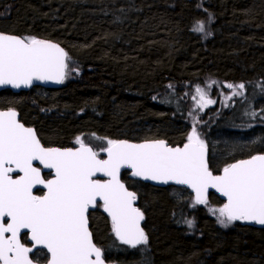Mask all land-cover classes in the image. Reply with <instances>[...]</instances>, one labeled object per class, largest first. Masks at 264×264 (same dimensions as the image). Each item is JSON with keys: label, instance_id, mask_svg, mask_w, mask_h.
Wrapping results in <instances>:
<instances>
[{"label": "trees", "instance_id": "1", "mask_svg": "<svg viewBox=\"0 0 264 264\" xmlns=\"http://www.w3.org/2000/svg\"><path fill=\"white\" fill-rule=\"evenodd\" d=\"M198 20L208 32L192 30ZM0 32L58 43L76 72L57 90L0 92V110L16 108L46 146L83 134L180 144L189 124L179 88L215 81L245 89L206 121L210 167L264 154V0H0ZM123 179L142 189L150 245H120L97 213L91 229L113 263L264 264V226L221 225L208 209L222 204L216 197L200 205L179 189Z\"/></svg>", "mask_w": 264, "mask_h": 264}, {"label": "snow or ice", "instance_id": "2", "mask_svg": "<svg viewBox=\"0 0 264 264\" xmlns=\"http://www.w3.org/2000/svg\"><path fill=\"white\" fill-rule=\"evenodd\" d=\"M192 30L205 33V21H196ZM69 59L58 43L0 32V85L63 83ZM224 87L235 96L243 94L245 84ZM195 92L193 99L199 97L196 106L201 110L215 103L200 86ZM76 144V149L45 147L33 128L19 122L15 110L0 111V264H40L37 253L42 249L48 254L46 264H105L89 230V209L98 207V201L111 217L120 243L131 248L147 245L148 236L141 227L144 213L135 207L136 192L121 181V169H130L131 176L144 180L186 185L195 193V204H208V190L215 189L227 200L212 209L223 226L234 221L264 225V154L228 164L214 175L207 145L195 125L182 147L165 140L137 144L108 139L101 149L107 159H100V153L79 136ZM36 161L54 170V177L45 179L41 168L34 166ZM13 173L20 175L13 178ZM98 173L108 179H94ZM38 185L46 193L34 195ZM187 224L193 226L191 220ZM24 230L31 246L21 240Z\"/></svg>", "mask_w": 264, "mask_h": 264}, {"label": "rangeland", "instance_id": "3", "mask_svg": "<svg viewBox=\"0 0 264 264\" xmlns=\"http://www.w3.org/2000/svg\"><path fill=\"white\" fill-rule=\"evenodd\" d=\"M206 27H208V25L205 22V29H206ZM206 31L208 32L207 29H206ZM75 74H76V72L73 69L68 68L67 69V76L63 82V85L67 81L71 80ZM209 84L210 83L207 82V83H204L203 85H198L205 90V92L208 94V97L210 99L215 101L214 104L209 105L208 107L204 108L203 110H201L200 108H198L196 106L197 100L199 99V97H197L196 100L193 99V96H196V92H195L196 88H190L188 86H185L183 88H179L180 95L185 100L186 106H187V122L189 124V131L187 133V136L191 132L192 127L195 125V127L197 128V131L200 133L201 139H203L204 141H205V139H204L205 133L210 130V125L206 121H208L211 118V116L212 117L216 116V114L218 113V110L221 109L220 106H222L223 104H226L229 101V99H226V97H232V90L224 87V85H226V84L218 86L216 83H214V84H212L211 88L208 87ZM212 108H214V112L209 113V110H211ZM204 114H205V117L203 118ZM187 136H186V140H187ZM79 137H81L87 145H91L92 147L100 150L99 152H102L101 149L103 147L107 146L106 140L99 141V140H96L94 138H91L90 136H88L86 134L80 135ZM75 142H76V140H75ZM186 195L187 194H183L182 197H187ZM210 204H211V202L207 205H210ZM222 206L223 205H221V204L218 206H213V208H210L207 206L209 211H210L211 216L217 222H218V215L219 214H218V212L214 214L212 209H218ZM186 208H187V210H194L196 208V206L192 202H187ZM110 237L113 238L112 235ZM141 247L144 248V247H146V245L141 246Z\"/></svg>", "mask_w": 264, "mask_h": 264}, {"label": "flooded vegetation", "instance_id": "4", "mask_svg": "<svg viewBox=\"0 0 264 264\" xmlns=\"http://www.w3.org/2000/svg\"><path fill=\"white\" fill-rule=\"evenodd\" d=\"M62 86H63V84H62ZM62 86H61L60 88H62ZM35 88H39V87H35ZM60 88H58V89H60ZM40 89H43V88H40ZM32 90H33V89H32ZM44 90H47V89H44ZM56 90H57V89H56ZM47 91H48V90H47ZM3 92H4V91H3ZM10 92H11V91H10ZM28 92H29V91H28ZM23 93H24V92H23ZM13 94H14V93H13ZM18 94H20V93H18ZM8 109H15V110H16V108H13V107H10V108L4 109V110H8ZM16 111H17V110H16ZM210 111H211V110H209V112H210ZM17 112H18V111H17ZM186 112H187V108H186ZM213 112H214V111H213ZM18 113H19V112H18ZM204 116H205V115H204ZM19 122H21L22 124H24L25 127H31V128H33V129H35V128L32 127V126L23 123V122L21 121V119H20V115H19ZM185 125H186V124H185ZM186 126H187V125H186ZM35 131H36V129H35ZM36 133H37V131H36ZM215 133H216V132H214L213 135H215ZM206 134H207V132L205 133V138H204L205 140H206ZM83 135H84V134H83ZM78 136H80V135H78ZM78 136H75V137L71 140L69 146H66V147H56V148H61V149H67V148L76 149V148H78L79 145L76 144V142H75V140H76L75 138H77ZM37 137L40 139L38 133H37ZM74 139H75V140H74ZM96 140L101 141L100 139H96ZM120 140H121V139H120ZM151 140H159V139L141 140V141H137V142L151 141ZM40 141H41V139H40ZM166 142H167L168 145H170V146H183V145L187 142V140H186V138H184V140L181 141V143H180V144H177V145H175V144H170V142H168V141H166ZM41 143H42V141H41ZM42 144H43V143H42ZM88 144H89V143H88ZM205 144H206V141H205ZM43 145H44V144H43ZM44 146H45V147H55V146H46V145H44ZM88 146L92 147L91 145H88ZM92 148H93L94 151H97V152L100 151V150H98V149H96V148H94V147H92ZM99 153H100L99 158H100V159H103V158H104V157H103V153H104V152L102 151V152H99ZM256 155H258V154H256ZM251 156H252V155H251ZM251 156H247V157H245V158H241V159L234 160V161H233V160H232V161H227L228 163H227V162H224V163H227V164L225 165V166H227L228 164H231V163L237 162V161H239V160L248 159V158H250ZM207 157H208L209 167H210L209 149H208V148H207ZM34 166H37V167H40V168H41L42 176H43L45 179H50V178L52 177V172H51V170L44 169L43 166L40 165L38 161L34 162ZM225 166H223V167H225ZM219 167H220L219 170H213V169L210 167V169L213 171V174H214V175H219V174L222 173V169H223V167H221V166H219ZM44 170H46V171H44ZM18 175H20V174L13 175V178H16ZM124 176H125V178L130 179L131 181H134V182H138V183H141V184H144V185H148V186H150V187H155V186H152V185H150V184L144 183V182L139 181V180H136V179H132V178L129 177V173H124V174L122 175V181H123V183L126 185V187L128 188V190H129V191L136 192V194H137V200H136L135 207H138V208L144 213V221H143V224H142V228L144 229L145 233L147 234V236H148V240H149V234H148L147 230L145 229L147 216H146V213H145L144 209L141 208V205H139V194H138V192L141 191L142 189H141V188H137V190H134L133 188L129 187V186L127 185L126 181L123 179ZM126 176H127V177H126ZM156 188H159V189H161V188H162V189H163V188H164V189H165V188H176V189H179V190H180V193H182V194H187V195H186L187 197L192 198V199L195 201V198H194V197L189 193V191H188L187 189H185V188H182V187H176V186L156 187ZM137 191H138V192H137ZM44 193H46V190H44V189H36V190L34 191V195H43ZM212 196H213V195L208 196V204L211 202V197H212ZM214 197H215V196H214ZM216 198H217V197H216ZM217 199H218V198H217ZM218 200H219V199H218ZM220 201L222 202L221 205H223V204L225 203V202L222 201V200H220ZM200 205H202V204H200ZM206 205H207V204H206ZM102 208H103L102 204L98 202V207L89 210V230L92 232L93 242L96 244L97 247H100V248H101V250H102V252H103V254H104L103 258H104L105 262H108V263H110V264H115V263H113L112 260L107 259V252H106V248H105V246H103V245H101V244H99V243H97V242L95 241V237H94V235H93V231H92V229H91V222H92L91 220H92V218H93V215H95V214H97V213L103 214V215L107 218V220H108V222H109V225H110V226L108 225V234H109L110 236L112 235L113 238H115L116 241H118L120 245L125 246V247H128V248H131V247L128 246V245H124V244L120 243V241L116 238L115 234H114L113 231H112L111 222H110L108 216L103 212ZM6 220H7V219H6ZM238 222H239V221H238ZM241 222L245 223L244 221H241ZM245 224H246V223H245ZM247 225H248V224H247ZM25 232H27V230L23 231V233L21 234V240H22V242H24V243L26 244V246H31V242H30V240L28 239V236H26V235L24 234ZM28 235L30 236V233H29ZM148 245H149V242H148V244L146 245V248H147ZM141 246H144V245H140V246H138L137 248H132V249H134V250H138ZM37 255L41 257L40 264H46V260H47V256H48V254L46 253V250H45V249H42L40 252L37 253ZM34 259H35V257H34Z\"/></svg>", "mask_w": 264, "mask_h": 264}, {"label": "water", "instance_id": "5", "mask_svg": "<svg viewBox=\"0 0 264 264\" xmlns=\"http://www.w3.org/2000/svg\"><path fill=\"white\" fill-rule=\"evenodd\" d=\"M61 86H62V83H55L53 81H33L32 85L29 86V87L21 86L20 88H14L11 85H0V92H3V91H11L14 94H18V93H21V92H28L31 89L35 88V87H39V88H43V89H47V90H56V89L60 88ZM13 110H15V109H13ZM0 111H7V110H0ZM17 119L19 120V113L18 112H17ZM121 140H125V139H121ZM127 141L130 142V143H137V144L138 143H144L145 142V141L137 142V141H130V140H127ZM173 147H177V146H173ZM179 147H182V146H179ZM103 157H104L103 159H107V154L105 152L103 153ZM48 170H50V169H48ZM44 171H46V170H44ZM51 172H52V177L50 179H52L54 177V170H51ZM124 173H129V177L132 178V179H136V180L142 181L144 183L150 184V185L155 186V187L176 186V187L185 188L195 198V193L192 191L191 188H188L186 185H178V184H176L174 182H171V181L169 183H167V184H163V183H160V182H157V181H153V180H144V179H142L140 177H133V176H131V170L130 169H121V175H120L121 181H122V175ZM17 174H20V173H13L12 175H17ZM94 179L107 180L108 177L103 176L102 174H99L98 173L97 176L94 177ZM36 189H44V190L47 191V189H45L42 185H38L36 188L33 189V194H34V191ZM210 195H213V196L217 197L219 200H222L225 203L227 202L226 197L221 196L218 192H216L215 189H211L210 188L208 190V196H210ZM98 202L102 204V201H98ZM135 204H136V202H135ZM91 209H94V208H90L89 210H91ZM102 210L108 216V218H109V220L111 222V217L104 211L103 208H102ZM143 221H144V219H143ZM143 221H141V227H142ZM244 222L246 224H248V225H255L257 227H263L264 226V225L257 224L255 222H248V221H244ZM105 264H110V263L105 262Z\"/></svg>", "mask_w": 264, "mask_h": 264}]
</instances>
